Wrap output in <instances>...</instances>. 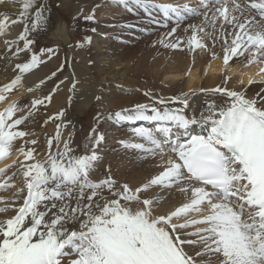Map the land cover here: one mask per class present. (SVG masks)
I'll return each instance as SVG.
<instances>
[{
  "label": "snow or ice",
  "instance_id": "6c2138e0",
  "mask_svg": "<svg viewBox=\"0 0 264 264\" xmlns=\"http://www.w3.org/2000/svg\"><path fill=\"white\" fill-rule=\"evenodd\" d=\"M37 2L0 0V5H20L17 18L11 21L25 25L18 37L24 41V49L17 47L16 55L30 50L33 41L28 33L46 20L48 9L42 2L36 8ZM117 2L129 10L135 7L149 14L156 9L167 19L174 17L177 24L188 16L202 15L201 25L188 26L192 30L186 41L190 50L206 49L207 44L198 34L205 33V26L215 30L219 24L225 65L246 53L248 63L264 64V0H244L243 4L240 0H200L197 7L153 0ZM83 18L88 21L94 16ZM8 21L9 14L5 13L0 19V35L9 34ZM175 31L172 29L171 34ZM184 43L178 38L166 46L180 48ZM41 62L33 54L30 63L17 64L16 68L23 74ZM260 71L264 73V68ZM21 81L18 75L0 88V101L7 99L3 93ZM75 87L73 83L72 89ZM210 91L219 99L206 101L198 116L185 114L187 94L156 100L162 108L137 104L114 114L121 121L155 123L154 130H135L150 147L121 142L125 147L152 156H163L165 147L173 153L163 169L140 187L119 184L110 170L98 181L89 178L99 160L96 149L104 140L103 134L97 135L95 130L90 154L74 155L70 137L60 150L62 124L57 125L55 137L48 140L45 160H36L35 148L21 147L24 161L17 160L9 167L18 166L22 186L14 201L0 198V214L13 213L0 218V264H264V94L246 97L226 87ZM45 100L50 102L51 95L35 99L32 106L42 105ZM168 104L182 107L171 108ZM17 105L14 101L0 112V161L10 155L14 141L30 135L19 130L28 117H16L18 111H23ZM63 116L61 111L49 119L60 120ZM53 141L55 153L51 151ZM36 143L24 141L25 145ZM6 171L8 168H0V175ZM8 187L15 185L0 184V189ZM156 187L176 188L188 200L161 213L159 200L142 196Z\"/></svg>",
  "mask_w": 264,
  "mask_h": 264
},
{
  "label": "bare ground",
  "instance_id": "6f19581e",
  "mask_svg": "<svg viewBox=\"0 0 264 264\" xmlns=\"http://www.w3.org/2000/svg\"><path fill=\"white\" fill-rule=\"evenodd\" d=\"M39 1L37 2L36 8L39 7ZM84 1L87 2H84V5L86 4L87 6L92 4L99 5V9L95 12L96 19H94L96 20L94 24L96 25L97 33L95 32L96 35L87 44L91 58L94 59V63L90 67L86 65V59L78 65L72 63L75 50L68 46L67 42L69 40L63 35L62 23L58 18L53 22L56 31H48L42 37L44 41L49 39L63 44L69 63L68 72L58 82L57 86L54 87L56 89L52 93V105L50 107L55 105L56 108L60 109L63 103L66 104L68 101L70 106H79L78 113L74 117L76 124L70 127L72 132H68L70 129L67 130V125L65 126V122L63 123L60 119L63 126L59 129L61 136L59 148L63 150L64 142L69 140L70 137V147L73 149L74 154L73 144H75L74 136L78 132V121L86 113V110L91 108L94 97L96 95L100 96L102 103L101 113L103 116L99 119V122L97 121L98 119L96 120L99 123V127L95 134H103L104 140L100 147L96 149V152L103 156L104 163H108L106 170H110L111 176L117 178L116 180L119 184L127 183L132 188L142 186L163 169L167 159L173 157V153L165 147L163 156L160 154L152 156L137 148L131 146L125 147L121 142H125L128 145L144 144L146 147H150L149 142L143 137L138 136L135 130L140 128L154 130L155 123L140 120L135 122L121 121L115 118L109 120L108 114L111 109H119L135 102L137 104H149L162 108V105L155 103L156 100L161 98L168 100L181 96L182 94H187L189 104L184 109V112L191 117L192 115L198 116L200 111L205 107L206 101L209 99H219L218 94H213L210 91L217 87H226L229 90L242 92L246 97L264 94V73L260 71L261 68H264V64L248 63V55L246 53L239 58L233 57L225 65L223 61L222 39H217L215 43L206 42L208 47L203 50L198 48L190 50L188 48V58L186 56L178 59L172 58L171 61L166 59L160 61L158 58H155L156 48H151L145 52H132V54L126 55L121 52L120 40L126 39L128 33L136 37L143 36L152 24H170L172 27H175L174 24L162 20L160 15L155 14L156 9H151V14H149L140 8L133 7L129 10L118 3L117 0ZM153 2L174 5L188 4L191 7H197L199 5L197 0H153ZM240 2L243 4L244 0H240ZM19 10V4L0 5V19H3L5 13L9 14V34L0 35V88H4L10 84L16 76H22L20 84L9 92L3 93L7 99L0 101V112H3L8 108L10 102L12 103V101L22 95L26 98L35 97L44 100L50 93L49 90L47 93L43 89L47 87V84L40 86L42 81L43 83L46 82L44 78H46L45 76L48 75L47 72L51 69L49 65L34 67L31 71L23 74L16 68L17 64L26 63V53L20 52L16 55L11 47V40L17 38L22 30L21 23H11L12 20L17 18L16 14ZM34 11L35 9L31 14L33 17ZM129 13L132 14L129 17H120L121 15L125 16V14ZM198 17L204 21L202 15ZM259 19L260 17L256 18V20ZM111 35L114 36L110 38L109 36ZM213 53H215V58ZM77 69H79V72H83V70H94L96 73V79L92 81L94 84L91 85L89 80H87L90 84H88L89 86L86 85V89H80L76 86L73 90L70 83H74L73 81L76 79L75 70ZM226 77L228 79L225 82ZM249 78L252 79V83H249ZM145 92H150L152 94L151 97L144 95ZM168 107L180 108L182 105L168 104ZM55 110L57 111V109ZM148 114L151 115V112ZM63 117L65 118L66 116ZM41 129L34 124L20 126L19 130L25 131L30 135L24 137L23 140L17 139L14 141L11 156L0 161V168H7L17 160L24 161L23 155L19 152L21 147H25V150L30 147L35 148L36 160H45L48 155V145L42 141ZM50 129L52 130L51 127ZM55 130L57 134L58 129L55 128ZM154 134L157 136L160 135L155 132ZM31 140H36L37 143L35 145L24 144V141ZM77 142L79 143V141ZM55 145L56 143L51 149L53 153L57 150ZM142 158L145 160L142 161ZM30 162L32 161H26V163ZM96 170L98 171L90 173L89 178L91 179L92 175L98 180L104 178L105 173L100 171V168H96ZM13 173H16L15 177L11 180L8 179L13 176ZM95 179L93 180L96 181ZM5 182L8 185H15V187H8L5 191L4 189L0 190V198H2V201H14L15 193L23 183L18 166L13 167V170H10L7 175H0V184ZM105 195L108 194L105 193ZM142 196L159 200L158 211L161 213L174 210L188 200V196L181 194L176 188L165 189L156 187ZM2 201H0V206H3ZM16 203L18 204V201ZM12 214L11 212L8 214H0V218H6V216ZM193 218H196V214H193Z\"/></svg>",
  "mask_w": 264,
  "mask_h": 264
},
{
  "label": "rangeland",
  "instance_id": "374dc122",
  "mask_svg": "<svg viewBox=\"0 0 264 264\" xmlns=\"http://www.w3.org/2000/svg\"><path fill=\"white\" fill-rule=\"evenodd\" d=\"M39 2L40 3L42 2L44 6L48 9V11L44 13L46 20L43 24L38 26L35 30H30V32L28 33L29 39L33 41V43L29 46L30 50L29 51L22 50L20 52L26 53V59H25L26 63H30L32 55L35 54L42 61L36 67H41L46 64L51 67V69L47 72L48 75L45 76L46 78H44L46 82L42 84L40 83V86L47 84V87L43 89L46 92L49 90L50 92L49 95H51V98H52V93L56 89L54 87L57 86L58 82L62 80V78L68 72L69 63H68V57L66 55V51H64L65 49L63 48L64 47L63 44L57 41L55 42L53 40H49V39L47 41H44L42 37L45 36L46 32L48 31L50 32L51 30L56 31L55 25L53 24V22H55L56 18H58L62 23L61 28H62V31L64 32L63 35L66 36L67 39L69 40L67 42L68 46L75 50L74 52L75 54L73 55V58H72L73 60L72 63L78 65L80 62L86 59V65L90 67L94 63V59L91 58V53L88 51L87 44H89V41L97 33L96 31L97 28H96V25L94 24L96 20L94 19H96L95 12H97V10L99 9V5L92 4L90 5L91 6L90 7V6H87L86 4L84 5V2H85L84 0L83 1L82 0H79V1L78 0L76 1L74 0H40ZM80 2H83V3H80ZM85 15H93L94 19L86 21L83 18ZM131 15L132 14L129 13V14H125V16L124 15H121V16L119 15V16L129 17ZM248 15H249L248 12L245 11V16H248ZM258 17L259 16H256V18ZM202 23H203V20H201L198 16H190L186 20H184V22L179 23V24H174L175 27H172L170 24L168 25L152 24L151 26L148 27V30L146 31V33H144L143 36L136 37L135 35L128 33L127 34L128 37L126 39L120 40L121 52L128 55V54H132V52L133 53L140 52V51L145 52L151 48H156L157 52L155 53L156 54L155 58H158L160 61L162 59L171 61L172 58L178 59L182 57L184 58V56L188 58V54H187L188 47H187L186 41L192 35V30L188 26L189 25H201ZM24 27L25 25L22 24V30L20 34L17 36V38L11 40V43L14 42L11 44V47L13 48L14 53L17 47L20 49H24V41H21L18 39V37L23 32ZM226 27L228 28V31H231L230 27L228 26ZM174 28L176 29V31L174 34H171V30ZM205 33H207V35H205ZM205 33L198 34L200 37H202V40L204 43L206 42L215 43L217 39L218 40L221 39L220 38L221 29H220L219 24H217L215 30L210 26H205ZM113 36L114 35H111L109 37L112 38ZM178 38L180 40L185 41L184 44H181L180 48H172V47L166 46L169 44L176 43ZM45 49H52L53 52L52 53L46 52L44 51ZM76 65L74 66L76 67ZM53 73H55V75H53ZM95 74L96 73L94 70H91V71L83 70V72L82 71L79 72V69H77L75 70V75H76L75 80L76 81L74 80L73 82L80 89H86L87 86H89L88 84L90 83L91 85L94 84L92 83V81L96 79ZM87 80H89L90 83ZM81 81L82 83H80ZM70 85L72 86L73 83H70ZM35 99H38V98H35V97L26 98L24 95H22L18 99H15L14 101L18 102V105H17L18 108L23 110V111H18L16 113V117H19V116L28 117L25 120V122L20 126L34 124L42 128L41 138L43 137L42 141L46 142L45 144L48 145V140L55 137L56 135L55 128H57L58 124L62 123L61 120L63 121V123L65 122L64 123L65 126L67 125L66 126L67 130L70 129V127L75 126L76 123L74 121V117H76L78 113V108H79L78 105L70 106L69 101H68L66 102V104L63 103V105L64 104L65 105L64 106L62 105V107L58 109L56 108L55 105L50 107L52 105V100L50 102L45 100V102L42 105H37L33 107L32 102ZM10 104L11 102L9 103V105ZM135 104L137 103L135 102L132 104H128L127 106H124V107H121L115 110L111 109L110 113L108 114L109 120L112 118H115L114 114L116 112H120L122 110L133 109V107H135L133 105ZM55 109H57V111ZM101 110H102L101 99L99 95H96L92 101L91 108L86 110V113L82 115L81 116L82 118L78 121L79 123L77 122L78 132L77 134L75 133L76 134L74 136L75 144H73L74 150H75L74 155L90 154L91 149H92L91 137H92L93 130H95L96 132V130L99 127V123H98L99 119L103 116L101 113L102 112ZM61 111L64 113V116H66L65 118L62 117L64 119H61V120L49 119L50 117H55L56 114ZM29 113H31V115H29ZM65 119L68 121H66ZM50 127L52 128V130L51 129L49 130ZM68 132H72L71 129L68 130ZM77 141H79V143ZM55 143L56 141H53V145ZM97 155L99 156V160L95 163L94 170L92 172L98 171L96 170V168H100V171H102L103 173L108 172L106 170V166L108 167V163L106 164L104 163L103 156H101V154L97 153ZM10 156L11 155H9L8 157ZM3 160H5V158ZM141 160L143 161L145 159L142 158ZM9 166L7 167L8 171L4 173L6 175L10 170H13V167H9ZM92 178L95 179V176L92 175L91 179ZM114 179H117V178H114ZM95 180L98 181V179H95ZM0 190H3V189H0Z\"/></svg>",
  "mask_w": 264,
  "mask_h": 264
}]
</instances>
